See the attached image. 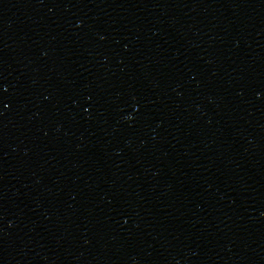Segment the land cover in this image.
Returning a JSON list of instances; mask_svg holds the SVG:
<instances>
[{
    "label": "water",
    "instance_id": "1",
    "mask_svg": "<svg viewBox=\"0 0 264 264\" xmlns=\"http://www.w3.org/2000/svg\"><path fill=\"white\" fill-rule=\"evenodd\" d=\"M0 264H264V0H0Z\"/></svg>",
    "mask_w": 264,
    "mask_h": 264
}]
</instances>
